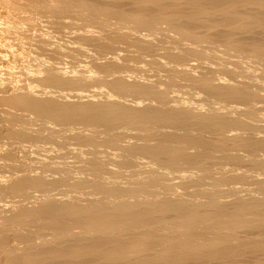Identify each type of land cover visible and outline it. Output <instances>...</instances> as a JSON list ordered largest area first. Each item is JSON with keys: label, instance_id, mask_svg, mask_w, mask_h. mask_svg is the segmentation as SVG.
Returning <instances> with one entry per match:
<instances>
[{"label": "bare ground", "instance_id": "6f19581e", "mask_svg": "<svg viewBox=\"0 0 264 264\" xmlns=\"http://www.w3.org/2000/svg\"><path fill=\"white\" fill-rule=\"evenodd\" d=\"M101 1L118 20L136 8L166 20L160 30L216 32L246 47V62L178 46L175 33V45L158 30L145 38L129 17H112L123 25L113 35L91 4L89 15L60 0H0V264H264V0ZM80 62L97 78L70 76ZM168 85L210 104L175 100ZM62 174L98 193L41 199L42 182L61 188ZM35 184L39 201L11 199Z\"/></svg>", "mask_w": 264, "mask_h": 264}, {"label": "rangeland", "instance_id": "374dc122", "mask_svg": "<svg viewBox=\"0 0 264 264\" xmlns=\"http://www.w3.org/2000/svg\"><path fill=\"white\" fill-rule=\"evenodd\" d=\"M57 1L59 2V0H57ZM65 1H66V0H65ZM65 1L60 0V3H59V4H60L59 6H61L62 4H64V5L61 6V8H63V9L65 8V6L68 7V4H69V2L67 1L68 4L66 3L67 5H65ZM69 1H70V0H69ZM73 1H74V0H73ZM73 1H72V0L70 1L69 7H68L69 9L71 8V10L74 9V10H72V13H71V14H73V12H75V14H77V13H78V14H80V13H81V14H83V13L85 14V13L88 12V14L91 15L90 13H92V12H96V13L98 12V11H97L98 8H96L97 6H95V5H97V3H98L97 1H99V0H97V1H96V0H92L93 3L96 2V3H94V4L91 2V0H90V3H88V4H86V3L88 2L87 0H85L86 3L83 2L84 0H83V1H81V0H80V1H77V4H79V5H82V4H83V5H82L83 7L77 5V4H76V1H75V3H74ZM100 1H101V0H100ZM104 1L107 2L106 0H102L101 2H104ZM61 2H62V4H61ZM79 2H80L81 4H80ZM71 3H73V5H72ZM84 3L86 4L85 6H84ZM99 3H100V2H99ZM108 3H109V2H108ZM74 4H76L75 6H76L77 8H74ZM90 4H91V5H90ZM101 4H102V6H105L106 9H108L107 11H109V8H110V10L113 9V7H114L113 10L116 9V8H115L116 3H114V2H112V5L115 4L114 6H111V5L108 4V7H107V3H106L105 5H103L104 3H100V5H101ZM110 4H111V2H110ZM117 4H118V3H117ZM71 5H72V7H70ZM89 5L92 6V10H93V11H91L90 13H89V11L91 10V7H88ZM93 5L95 6V8L93 7ZM118 5L120 6L121 11L124 10L123 7H124L125 5H124L123 7H121L120 4H118ZM118 5H116V7H117L116 11L118 12V10H119L118 13H120L121 11H120V8H119ZM78 6L81 7L82 9L79 8ZM110 6H111L112 8H111ZM87 7L90 8V9H88ZM93 8H94L95 10H96V9H97V10L95 11ZM122 8H123V9H122ZM126 8H127V6H126ZM126 8H125V12L128 11V13H129V10H128V9H130V8L132 9L133 7H130V8L128 7L127 10H126ZM83 9H84V10H83ZM85 9H86L87 12H85ZM106 9H105V10H106ZM133 9H134V8H133ZM81 10H83L84 12L81 11ZM135 10H136V12H135ZM76 11H78V12H76ZM79 11H81V12H79ZM111 11H112V10H111ZM130 11H131V10H130ZM137 11H138L141 15H140ZM141 11H142V10H141ZM141 11H140L139 9H136V8L134 9V12H133V10H132V12H131V13H132L131 16H130V15L128 16L130 20H129V19H126V18H128V17L125 18L124 16H120V17H122V18L124 17L125 19H122V20H121V18L119 17V20H118V19L116 18L115 15H114V17H113L112 12H110V13H106V14H109V15H108V18H110V15H111V18H110V19H108V18L106 17V14H105V13H104V14L101 13V12H100V13L98 12V13H99L100 15L102 14L103 17L105 16L104 19L107 18V21L109 20L108 23L111 22L110 25H109L110 27L107 26V27L110 29L109 33H110L111 31L115 32L117 29H119V28H116V27H115V24H116V23H114V22H117V24H116L117 26H118V25H119V26L121 25V27H123V25H124L123 22H126V20H129L130 23H132V24L128 23V22H129V21H128L127 24L130 25V27L127 28L128 25L125 24V25H126L125 28H127V30H128V29H129V30H130V29H132V30H137V29L140 30V31H138V35H139V33H140L141 31H142V32H141L142 34H143V32L148 33L147 35H148L149 37H148V36L146 35V33H145V36H147V37H145L144 35H142L141 37H143V38H144V37H145V38H150V36L153 37V36L156 34V33H153V31H154V30H155V31L158 30L157 33H158V32H161V33H160V34H156L155 36L160 37V36H162V34H163L164 37L162 36L161 38H166L167 40H168V38H169L168 42L172 43L173 45H175V43H176L177 41H180V42H177L178 46H179V45H183V46L185 47V46H190V45L192 46V45H194V46L197 47L199 50H200V49H201V50H206V51H208V52L214 54L215 56H219V58L223 57L222 60H227V61H232V60H242V61H245V62H246V59L243 57V53L246 52V49H247V48L245 47V49L243 50L244 46H239V44L237 45V44L234 43V42H230V41H228L227 39L220 37L216 32H213V31H205V30L202 29L201 27H199V28H198V27H197V28L194 27V28H193V27L190 26V28H189L188 26L185 27V26L182 25V28L179 29V32L176 33V31H174V33L177 34V37H178V38L174 37V38H172V39H173V40H172V39H170V38L173 37V36H176V35H174L173 31H168V30H170V29H169V28H164V27H163L164 30H163L162 27H161V30L159 29L160 26L163 25L162 23H161L162 25L160 24V21H164V22H165L166 20H164L163 18H160V17L154 15L156 18H157V17L159 18V19L157 18L158 23H159V24H158L157 22L152 21V20H154V18H155V17L153 18V15H151L152 17H150V18L148 19V18H146V17L149 16L148 13L146 14V12H145V13L143 12L144 15H145L146 17H145V16L142 17L143 14L141 13ZM96 13H93V14H92V17H93V18H94V16H95ZM98 13H97V14H98ZM136 13H137V14H136ZM88 14H87V15H88ZM97 14H96V17H95L94 19H99V18L102 17V16L100 17L99 14H98V15H97ZM129 14H130V13H129ZM133 14H136L137 16L140 15V16H139V18H138L137 16L134 17L135 15H133ZM149 14H151V13H149ZM44 15H45V14H44ZM89 15H88V18H90ZM45 16H46V18H48L47 15H45ZM45 16H44V18H45ZM132 16H133V17H132ZM103 17H102V18H103ZM112 17H113L114 19L116 18L118 21H120V20L123 21V22L120 21L121 23H123V25H122L120 22H118L117 20H115L114 22H112V20H111V19H113ZM131 17H132V22H131ZM42 18H43V17H42ZM86 18H87V16H86ZM102 18H101V19H102ZM143 18H146V19H143ZM152 18H153V19H152ZM156 18H155V19H156ZM101 19H100V20H101ZM114 19H113V20H114ZM134 19H135V20H134ZM137 19H140V20H137ZM151 19H152V20H151ZM42 20L45 21V19H42ZM46 20H48V19H46ZM102 20H103V19H102ZM141 20H143V21H145V22H146V20H148L147 23H146L147 25L145 24V22H144V24H141V22H139V21H141ZM157 20H156V21H157ZM135 21H137V23H135ZM143 21H142V23H143ZM150 21H151V23H154V22H155L154 24H158V26L156 25V29H155V27H154V26H155L154 24H149ZM235 21H236V20H235ZM86 22L89 23V20L87 19V20L85 21V23H86ZM166 22H167V21H166ZM168 22H170V21H168ZM174 22H175V21H174ZM174 22L172 23L173 25H174V24H177L178 26H179V24L181 25V23H179V22H178L179 24H178L177 22H176V23H174ZM236 22H237V24H239V26H240L242 20H241V21L239 20V23H238V20H237ZM113 23H114V25H112V27H111V24H113ZM119 23H120V24H119ZM139 23H140V24H139ZM134 24H135V25H134ZM136 24H138L139 26H142V28L147 27V28H145L146 31H145V29H144V31H143V29L141 30V27H139V26L136 25ZM148 24H149V25H152V26L148 27V26H149ZM237 24L234 23V26H238ZM132 25H133V26H132ZM143 25H144V26L146 25V26L144 27ZM177 25H175V26L178 27ZM135 26H137L138 28L136 29ZM131 27H132V28H131ZM133 27H134V29H133ZM152 27H153V28H152ZM157 27H158V28H157ZM179 27H181V26H179ZM111 28H113L115 31L112 30ZM139 28H140V29H139ZM150 28H151V29H150ZM191 28H192V29H191ZM120 30H121V29L117 30V32L113 33V35H115V34L118 35V32H119V34H120V33L122 32V31H120ZM147 30H149V31H147ZM159 30H160V31H159ZM150 31H152V32L149 33ZM169 32L172 33V34H170ZM242 32H243V31H242ZM260 32H261L262 35L264 36L263 30H259V31H257V33H259L258 36L260 35ZM111 33H112V32H111ZM165 33H166V35H165ZM236 33H239V32H236ZM149 34H150V35H149ZM167 34H168V35H167ZM245 34H246V36L248 35L246 32H243V33H240V34L237 35V36L244 37ZM158 35H159V36H158ZM172 35H173V36H172ZM241 35H243V36H241ZM168 36H170V37H168ZM246 36H245V37H246ZM167 37H168V38H167ZM260 37H262V36L260 35ZM175 38H176V40H177V39H179V40L175 41ZM180 39H181L182 41L184 40V41H186V42H184V41L181 42ZM262 39H264V37H263ZM170 40H172V41H170ZM173 41H174V42H173ZM179 43H181V44H179ZM182 43H183V44H182ZM184 43H186V44H184ZM188 44H190V45H188ZM227 45H232V47H235V48H241V47H242V51H244V52H242L241 49H240V51H237V49H234L233 51H229V50L227 49ZM183 46H181V47H183ZM254 51H255V50H253V52H254ZM237 52H238V53H237ZM241 52H242V53H241ZM258 52H259V51H258ZM258 52H257V50H256L254 53L258 54ZM122 53H123V52H122ZM122 53H121V54H122ZM259 53H260V52H259ZM121 54L119 55L120 57H124L125 55H128V54H129V55H131V54H132V55H137L136 53H133V52L130 54V53L127 52V51H125V52L123 53V56H122ZM238 54H240V55H238ZM241 55H242V56H241ZM125 57H127V56H125ZM261 57H262V56H260V58L258 59L260 62H258V60L256 61L257 63H260V69H259V64L256 65L257 63H255V64H254V67H251V69L253 68L252 72H253V71L255 72L257 68H258L260 71H263V70H262L263 68H262L261 66H263L262 64H264V63H263V60L261 61V59H264V58H263L264 56H263L262 58H261ZM31 59H32V61H30V59H29L30 69H32V68L35 69V68H37V66H38V68H39V67L41 68V66H39L38 64H40V63L43 64V61L34 62V60L36 61V59H34V58H31ZM101 59H102V58H101ZM103 59H105V58H103ZM100 61H102V60H100ZM85 62H86V61H85ZM85 62H83V63H85ZM247 62H254V59H253V58H250L249 61H247ZM37 63H38V64H37ZM80 63H81V62H80ZM83 63H81L80 65H77V64H73V65H74L75 67L77 66V68H79L80 66H82V68H83L84 70H83L81 67H80V69H77V68H75L72 64H70V65H72V67L69 65V67L66 66L67 68H66V67H65V68L67 69V72H69L68 74H69L70 76H77V77L79 76V77H80V76H82V75L84 76V74H85V76H87L88 78L91 77V78H89V79L97 78V77H96V76H97L96 74H92V73H94V71H93V69H92L93 67H92L91 65H89L90 63L87 62L88 64L85 63L84 65H83ZM243 63H244V62H243ZM243 63H242V64H243ZM34 64H35V65H34ZM78 64H79V63H78ZM67 65H68V64H67ZM88 65H89V66H88ZM243 65H244V64H243ZM255 65H256V66H255ZM86 66H88V67L86 68ZM90 66H91V67H90ZM252 66H253V65H252ZM257 66H258V67H257ZM34 67H35V68H34ZM72 68H74L75 70L72 69ZM85 68H86V69H85ZM88 68H90V69H88ZM255 68H256V69H255ZM41 69H42V68H41ZM69 69H70V70H69ZM76 69H77V70H76ZM87 69H88V70H87ZM254 69H255V70H254ZM258 69H257V70H258ZM71 70H73V73H71ZM78 70H79V72H77ZM80 70H82L83 72L80 73ZM120 70H122V69H120ZM259 70H258V71H259ZM75 71H76V72H75ZM123 71H124L123 73H120V74L118 73L119 76H121V74L123 75L125 72H128V73H129V69L126 70V68H125V69H123ZM84 72H85V73H84ZM86 73H87V74H86ZM90 73L92 74V76L94 75L95 77L93 76V78H92V76H90ZM128 73H125V75L128 74ZM130 73H131V70H130ZM130 73H129V74H130ZM42 74H45V73H42ZM116 75H117V74H116ZM116 75L113 74L112 76H116ZM117 76H118V75H117ZM153 77H154V78H153ZM153 77H152L153 79H150L149 82H153V81L156 82V81H157V82L155 83L156 86H159V84H158L159 82H161V81H165V80H166L165 77H163V76H159V75H156V76H153ZM152 80H153V81H152ZM237 84H239V83H237ZM168 86H170V85H168ZM168 86H166V88H167ZM169 88H170V89L172 88V89L170 90ZM169 88H167V89H168L167 92L170 91V92L168 93V94H170L169 96H170V97H171V96L174 97L173 99L176 98L175 100H177L178 98L183 97V99L185 98V99L188 100L189 102H190V99H191V101L198 102V105H199V103H201L203 99H205L206 101H209V99H210V98L207 97V96H206V97L202 96V94L199 93V92H196L195 94H191V93H190L188 90H186V89H181V88H180V89H175L176 87L173 88V86H172V87L170 86ZM172 90H173V91H172ZM184 90H185V91H184ZM174 91H175V92H174ZM178 91H179V92L182 91L183 93L180 92L182 95H181L180 93H178ZM186 91H187V94L185 93ZM173 92H174L175 94H176V92H177L178 95H177V94H176V95L173 94ZM188 92H189V93H188ZM133 94H134V93H133ZM172 94H173V95H172ZM183 95H184V96H183ZM131 96H132V94H131ZM178 96H179V97H178ZM187 96H188V98H186ZM191 96H192L193 98H192ZM172 97H171V98H172ZM189 97H190V98H189ZM194 97H195V98H194ZM197 97H198V98H197ZM128 98H130V97H128ZM132 98H133V96H132ZM203 101H204V100H203ZM189 102H187V104H190ZM202 104H204V103H202ZM209 104H210V101H209ZM209 104H206V107H207V108H213V107H214V106H212V102H211V105H209ZM190 105H192V104H190ZM213 105H214V103H213ZM192 106H193V105H192ZM208 106H209V107H208ZM210 106H211V107H210ZM199 108L204 109V105H203V107H199ZM242 109H243V108L234 109V111H235V115L237 114V116H238V113L241 112ZM261 116H262V115H261ZM260 122H261V124H260ZM259 124H260V125H264V117H261V121H259ZM263 127H264V126H263ZM263 134H264V133H263ZM140 169H142V168L140 167V168L136 169V171H137V170H138V171H141ZM142 170H143V169H142ZM62 175H63V174H62ZM62 175H61V176H62ZM64 175H65V174H64ZM64 175L62 176V178H60L61 181L59 182V184H63L64 182H66V179L63 178ZM214 177H216V176H214ZM65 178H66V175H65ZM178 178H179V177H178ZM178 178L176 179V181H178V180H180V179L182 180V178H183L184 181L188 179V178L184 179V177H182V178L180 177L179 179H178ZM216 178H217V177H216ZM55 179H57V178H55ZM60 179H59V176H58V180H60ZM63 179H64L65 181H64ZM189 179H191V178H189ZM183 180H182L181 182H184ZM181 182L178 181L177 183H181ZM39 184H40V182H39ZM39 184H37V185H39ZM67 184H68V186H69L70 183L67 182ZM35 185H36V184H35ZM35 185H32V187H28V188H26V189H18L19 191H18L17 189H15V190H16L15 192L13 191L12 188H10L11 194H12V192H13V194H14V196H11V199H13L12 197H14L13 200L18 201L19 199H21V200L25 201V199H26L27 197H29L30 195H32V197H29L30 199H29V198H27V199H29V200L32 201V200L35 198L34 201H37V200H36V199H37L36 197H38L37 195H38V192H39V188H40L41 186L39 185V188H38V186L36 185L37 188H38V189H37ZM87 185H88V187H87ZM221 185H222V184L219 183V185H217V186L221 187ZM223 185H224V184H223ZM42 186L44 187V188L42 187V189H44V190H41V191H40V192L42 193V195H43V192H42V191H45V192L47 193V194H45V195H49V194H51V193H52V194H57V192H59V193H67L68 190H69L70 188H71V189H70L69 191H72V189H73V191H74L76 194H77V191H78V193H80V195H82L83 192H84V194H86L87 192H90V193H91L92 190L94 191V192L92 191V192L94 193V195H95L96 193H98V191H97L98 188L96 189V186H95V185L93 186L92 183H89V184H88L87 182H85V183H83V184L76 185V186H72V187H70V188L67 187V185H66L65 183H64V185H63L61 188H60L61 185H60V186H53L52 184L47 183V182H46V183H45V182H42ZM65 186H66V187H65ZM70 186H71V185H70ZM77 186H78V188H79V187H80V188L77 189V188H76ZM82 186H83L84 188H83ZM89 186H92L91 189H90ZM57 187L60 188V189H62V190H60V189H59V191H58V190H55V188L57 189ZM74 187L77 189L76 191L74 190V189H75ZM223 187H225V185H224ZM52 188H53V189H52ZM68 188H69V189H68ZM7 189L9 190V188H6L5 190H4V189L1 190V192H2L3 194H5L4 196H7V197H8V195L10 196L11 194H7V193H10V191H7ZM29 189H30V190H29ZM40 189H41V188H40ZM49 189H50V190H49ZM63 189H64V190H63ZM67 189H68V190H67ZM85 189H86V190H85ZM95 189H96V190H95ZM32 190H33L35 193H32V194H31L30 192H33ZM80 190H81V192H79ZM90 190H91V191H90ZM4 191H6L7 193H5ZM27 191H28V192H27ZM73 191H72V192H73ZM17 192H18V193H17ZM23 192H24V194H25V193H26V194L28 193L29 195L27 194L28 196H26V194H25V195L22 194ZM40 192H39V194H40ZM15 193L18 194L19 199H18V197L16 196ZM93 193H92V194H93ZM3 194H2V195H3ZM6 194H7V195H6ZM35 194H37V195H35ZM21 195H22V196H21ZM23 195L26 196V198H23ZM42 195H39V196L41 197ZM15 196H16V198H15ZM20 197H21V198H20ZM42 198L44 199L45 196L43 195V196L41 197V199H42ZM17 199H18V200H17ZM41 199H40V200H41ZM21 200H20V201H21ZM20 201H19V202H20ZM38 201H39V197H38ZM21 202H22V201H21Z\"/></svg>", "mask_w": 264, "mask_h": 264}]
</instances>
